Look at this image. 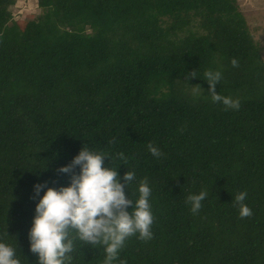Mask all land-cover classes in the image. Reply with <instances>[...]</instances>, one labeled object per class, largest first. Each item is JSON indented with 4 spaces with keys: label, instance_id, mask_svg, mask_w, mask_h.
Listing matches in <instances>:
<instances>
[{
    "label": "trees",
    "instance_id": "obj_1",
    "mask_svg": "<svg viewBox=\"0 0 264 264\" xmlns=\"http://www.w3.org/2000/svg\"><path fill=\"white\" fill-rule=\"evenodd\" d=\"M36 1L14 19L0 0V240L38 264L33 185H66L57 169L88 146L151 188L152 237H128L114 264H264V58L236 0ZM210 70L237 109L210 99ZM201 190L193 213L186 197ZM70 255L104 253L74 240Z\"/></svg>",
    "mask_w": 264,
    "mask_h": 264
},
{
    "label": "clouds",
    "instance_id": "obj_2",
    "mask_svg": "<svg viewBox=\"0 0 264 264\" xmlns=\"http://www.w3.org/2000/svg\"><path fill=\"white\" fill-rule=\"evenodd\" d=\"M231 63L235 66L237 61L233 59ZM204 75L207 93L213 102L231 109L239 107L237 98L222 96L215 90L221 79L219 70H210ZM189 77L195 76L190 72ZM192 86L196 95L203 90L199 84ZM148 151L153 157L161 155L159 148L152 144L148 145ZM120 158L124 159L123 156ZM109 161L107 152L80 146L69 163L57 169L69 175L66 185L51 187L43 182L33 185V198L38 196V199L27 235L29 251L36 254L38 264H70L74 240L101 245L102 264H114L128 237L136 235L141 240L151 239L153 213L147 179L137 181L132 169H127L119 177L117 166H111ZM74 168L78 171H73ZM133 183L134 198L130 193ZM125 189H128L127 194ZM206 195L201 190L186 197L191 212L199 211ZM246 195L244 191L235 195L241 217L252 214L243 202ZM0 264H21L16 248L3 240H0Z\"/></svg>",
    "mask_w": 264,
    "mask_h": 264
},
{
    "label": "rangeland",
    "instance_id": "obj_3",
    "mask_svg": "<svg viewBox=\"0 0 264 264\" xmlns=\"http://www.w3.org/2000/svg\"><path fill=\"white\" fill-rule=\"evenodd\" d=\"M246 15L254 39L260 44L264 58V0H236ZM14 19H22L27 13L39 11L36 0H14L9 7Z\"/></svg>",
    "mask_w": 264,
    "mask_h": 264
}]
</instances>
